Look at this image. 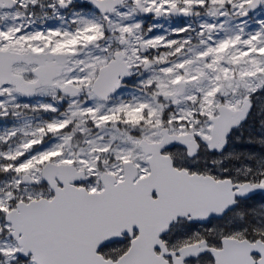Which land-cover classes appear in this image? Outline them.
<instances>
[{"label": "snow or ice", "instance_id": "snow-or-ice-1", "mask_svg": "<svg viewBox=\"0 0 264 264\" xmlns=\"http://www.w3.org/2000/svg\"><path fill=\"white\" fill-rule=\"evenodd\" d=\"M0 264H264V0H0Z\"/></svg>", "mask_w": 264, "mask_h": 264}]
</instances>
